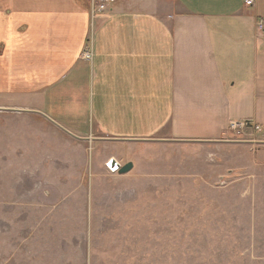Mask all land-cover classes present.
<instances>
[{"label":"crops","instance_id":"obj_1","mask_svg":"<svg viewBox=\"0 0 264 264\" xmlns=\"http://www.w3.org/2000/svg\"><path fill=\"white\" fill-rule=\"evenodd\" d=\"M100 1L0 0V114L34 142L214 143L250 121L264 143V0Z\"/></svg>","mask_w":264,"mask_h":264},{"label":"rangeland","instance_id":"obj_2","mask_svg":"<svg viewBox=\"0 0 264 264\" xmlns=\"http://www.w3.org/2000/svg\"><path fill=\"white\" fill-rule=\"evenodd\" d=\"M40 132L34 142L18 114H0V264H264L256 137L132 145ZM109 158L133 167L112 173Z\"/></svg>","mask_w":264,"mask_h":264},{"label":"built area","instance_id":"obj_3","mask_svg":"<svg viewBox=\"0 0 264 264\" xmlns=\"http://www.w3.org/2000/svg\"><path fill=\"white\" fill-rule=\"evenodd\" d=\"M112 2H114V0H101L99 4L96 5V7H92L91 14L94 15V14L104 11L107 8L108 4ZM245 4L247 6L252 5V0H245ZM82 58L84 60L90 61L92 58V53L89 50H85L82 53ZM244 131H252V132L257 131L258 132L260 131V127L254 123H251L250 121H247L244 123L233 122V123H230L228 127V132L234 133L239 136H241L244 133ZM109 163L110 161L107 163V168L111 170L109 168ZM112 172H117V170H114Z\"/></svg>","mask_w":264,"mask_h":264},{"label":"water","instance_id":"obj_4","mask_svg":"<svg viewBox=\"0 0 264 264\" xmlns=\"http://www.w3.org/2000/svg\"><path fill=\"white\" fill-rule=\"evenodd\" d=\"M133 165L132 163H126L120 167L119 164H117L114 160H111L109 163V168L114 171L117 170L118 174H126L132 169Z\"/></svg>","mask_w":264,"mask_h":264}]
</instances>
